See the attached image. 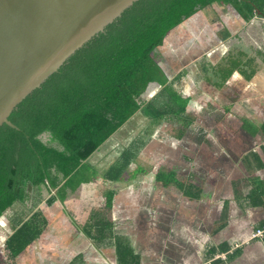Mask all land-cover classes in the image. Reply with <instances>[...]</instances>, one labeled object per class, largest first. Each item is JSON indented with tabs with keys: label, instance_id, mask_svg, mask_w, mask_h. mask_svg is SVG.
<instances>
[{
	"label": "crops",
	"instance_id": "0c3cea01",
	"mask_svg": "<svg viewBox=\"0 0 264 264\" xmlns=\"http://www.w3.org/2000/svg\"><path fill=\"white\" fill-rule=\"evenodd\" d=\"M210 9L222 18L219 33L213 32V22L204 26L213 41L193 48L192 41H174L178 36L172 31L170 52L177 56L190 50V57L180 54L183 59L174 62L170 55L160 56L165 40L155 52L167 85L188 100L180 131L166 124L180 117L150 121L143 114L151 123V149L145 156L142 135L148 126L133 120L142 115L137 112L88 157L71 187L62 186L68 180L57 173L56 188L41 185L27 203H14L2 215L9 231L34 212L39 215V235L18 255L24 264H208L207 251L220 244L229 253L239 248L218 264H264L262 235L252 236L264 222V13L245 22L224 6ZM193 16L205 18L200 10ZM159 89L152 84L146 93L150 97ZM191 111L200 123L202 113L207 119L219 115L214 123L205 119L203 136L193 138L187 132L193 127ZM50 145L60 149L56 142ZM129 149L133 156L126 165ZM173 151L178 157L168 162ZM173 169L187 184L162 179ZM214 172L219 183L208 181ZM59 190L60 198L55 197ZM242 223L249 229L239 241L234 229ZM252 240L261 241V247L245 246ZM17 257L13 264L21 260Z\"/></svg>",
	"mask_w": 264,
	"mask_h": 264
},
{
	"label": "trees",
	"instance_id": "16d2710c",
	"mask_svg": "<svg viewBox=\"0 0 264 264\" xmlns=\"http://www.w3.org/2000/svg\"><path fill=\"white\" fill-rule=\"evenodd\" d=\"M213 4L245 22L264 13V0H137L26 96L8 117L16 128L0 126V217L14 203H27L41 185L56 188L57 173L68 180L62 186L71 187L72 176L88 157L135 113L150 121L186 116L188 100L167 85L155 52L175 27ZM152 84L159 85V92L146 97ZM43 133L60 149L42 142ZM124 155L128 165L133 152ZM61 195L59 190L55 197ZM53 200L51 196L47 201ZM38 216L34 212L28 221L20 220L5 239L8 259L37 238ZM259 228L263 231L264 222ZM261 235L264 241V231ZM238 248L229 253L225 244L211 247L206 262L231 259ZM216 252L225 257L215 258Z\"/></svg>",
	"mask_w": 264,
	"mask_h": 264
},
{
	"label": "water",
	"instance_id": "95a60500",
	"mask_svg": "<svg viewBox=\"0 0 264 264\" xmlns=\"http://www.w3.org/2000/svg\"><path fill=\"white\" fill-rule=\"evenodd\" d=\"M135 1L0 0V126L16 128L13 109Z\"/></svg>",
	"mask_w": 264,
	"mask_h": 264
},
{
	"label": "rangeland",
	"instance_id": "374dc122",
	"mask_svg": "<svg viewBox=\"0 0 264 264\" xmlns=\"http://www.w3.org/2000/svg\"><path fill=\"white\" fill-rule=\"evenodd\" d=\"M210 8L211 7L206 8L204 10H200L201 13L205 16V18H199L197 16H193V17L189 18L187 21L185 20L178 27L174 28L172 30L174 32L173 36L177 35L179 38L176 37L173 40L177 41V39H179L181 43L185 42V40H187L188 42L192 41L193 48L195 46H200V45L203 46L204 44L207 45L208 42L213 41L214 37L207 36V35H209L211 33L207 34L208 29H206L204 26L206 24H208V22H210L209 24H211V22H213V24H214L213 25L214 27L212 26L213 32L215 34H216V32L219 33L220 29H218V26L220 25L219 21L222 20V18H220V15H218L216 12H214ZM221 30H223V29H221ZM172 33H171V36H169V37L166 36L164 45L159 49L160 56H162V57L164 56L165 57L166 55L167 56L170 55V58L172 60H174V62H175L176 59L177 60H182L183 58H186V57L189 58L190 56H187V54L190 52V50H184L183 49L184 51L183 50L178 51V55L177 56L170 52L169 48H170L171 45H170V42L168 41V39L172 37ZM202 43H203V45H202ZM157 49H156V51H157ZM197 50H199V49H193V51L191 49V52H194V51H197ZM180 54H182L183 58H182V56ZM148 93H146V97H147ZM211 103H212L213 106H215L217 108V104H215L214 101H211ZM215 113L211 114V115H208V119H207V116L203 115V113H202L201 118L203 116L204 120L206 119L207 122L214 123L215 122V118L219 115V114H215ZM192 114H197V112H195V111L192 112L191 111V117L193 119L188 116V121L192 119L193 125H191L192 123L190 125L193 126V127L190 126L191 128H189L187 130V132H188V136L189 137L198 138L200 136H203V133H204V130H205V127H204L203 123L205 121L202 118L203 121H201V123H200V119H198L197 115L196 116H192ZM136 116L137 117H134L133 120H136L137 122H141L142 125H144V126L146 124L148 126V127H146L145 130H143V135H142V137L144 138V147H145L144 148L145 150H144L143 154L145 155L146 153H148L147 150L151 149V140H150L151 139V132H150L151 123L148 121V119L143 114L141 115L139 113ZM169 117L173 118L172 116H169ZM176 120L177 121L175 123L173 121H169V120L166 123L167 125H171V126L173 125L172 126L173 127L172 128L173 132H179L181 126H180V123H178V121H181V122L184 121L183 118H178ZM206 125H207V123H206ZM228 125L229 124H227V126ZM200 126H202V127H200ZM200 128H202V129H200ZM160 129L167 136H171V130H169V128H167V126H163L162 125ZM208 129H210V128H208ZM126 130L131 132V128L130 127H127ZM132 131H133L134 134H136L135 132H137L135 130H132ZM210 131H212V133L216 132L215 129H210L209 132ZM187 132H186V134H187ZM40 139L42 141H44L45 143H49L50 144V142H51V141L50 142L47 141L49 139L48 133L41 134L40 135ZM152 147H154L155 149L157 148L156 144H152ZM161 147H162V145H161ZM177 157H178V154L175 151H173L168 156V160L167 161L168 162H171L172 160L175 161V159H177ZM174 164H176V162ZM149 165H145V167H147ZM163 169L164 168H160L161 171ZM162 176H163L162 179H164L165 182H170L171 184L177 183V182L178 183L187 184V179L186 178L184 179V177L179 176L176 173L175 169L171 170V172L167 171V172L162 173ZM217 176H218V174H216V172H214V174H209L208 175V181L210 183H214L215 181L217 183H219L221 181V179H217ZM164 202H165V199H164ZM19 206L22 207V205H20V204H19ZM3 219H4V216H1L0 217V223L3 221ZM3 223H4L3 226H2L3 228L2 229L0 228V232L3 234L2 235L3 239L0 240V264H13V262L10 259H8V257L6 256V254L4 252V249H3V247H4L3 243H4L5 239L8 237V234H10L12 231L8 230V228L6 227V224H5L4 221H3ZM57 223L60 224L61 222H57ZM60 227L63 228L64 225L61 224ZM248 229L249 228H248L247 224H244V223H242L241 225H238L234 229V233L239 238V241L243 240V237L248 232ZM230 230H231V228H230ZM68 231H69L68 229H63L60 232L66 233ZM228 231H229V228L227 229V233H228ZM260 244H261V241L252 240V241H249L248 243H246L245 246L251 245L252 248L258 249V248L261 247ZM167 249H168V246H166V250L165 251H167ZM217 256H215V257H217ZM219 256H221V254ZM17 258H19L21 260L17 261L18 259H16V261H15L16 264H24V262L22 261V260H24L23 256H20V257L18 256Z\"/></svg>",
	"mask_w": 264,
	"mask_h": 264
},
{
	"label": "built area",
	"instance_id": "2783aa9c",
	"mask_svg": "<svg viewBox=\"0 0 264 264\" xmlns=\"http://www.w3.org/2000/svg\"><path fill=\"white\" fill-rule=\"evenodd\" d=\"M261 234H262V231H261V230H256V231L252 234V236H253V238H254V237H259V236H261ZM217 257L224 258V254H221V256L218 255Z\"/></svg>",
	"mask_w": 264,
	"mask_h": 264
}]
</instances>
